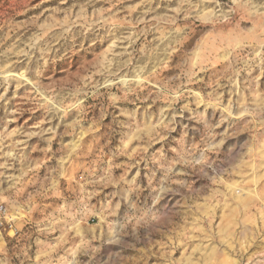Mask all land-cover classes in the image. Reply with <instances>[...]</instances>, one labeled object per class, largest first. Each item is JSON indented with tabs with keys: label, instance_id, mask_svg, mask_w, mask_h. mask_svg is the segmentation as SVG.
<instances>
[{
	"label": "rangeland",
	"instance_id": "1",
	"mask_svg": "<svg viewBox=\"0 0 264 264\" xmlns=\"http://www.w3.org/2000/svg\"><path fill=\"white\" fill-rule=\"evenodd\" d=\"M0 264H264V0H0Z\"/></svg>",
	"mask_w": 264,
	"mask_h": 264
}]
</instances>
